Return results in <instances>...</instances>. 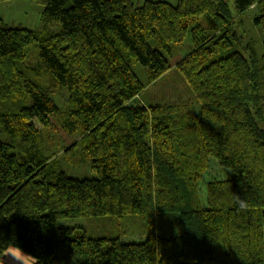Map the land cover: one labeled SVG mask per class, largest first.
<instances>
[{
  "label": "trees",
  "instance_id": "16d2710c",
  "mask_svg": "<svg viewBox=\"0 0 264 264\" xmlns=\"http://www.w3.org/2000/svg\"><path fill=\"white\" fill-rule=\"evenodd\" d=\"M31 1L39 28L0 20V260L14 247L35 264H264V0ZM250 9L260 55L233 40ZM188 37L201 106L134 104ZM212 159L233 176L203 199ZM86 163L97 178L66 176ZM128 214L148 216L144 242L58 225Z\"/></svg>",
  "mask_w": 264,
  "mask_h": 264
},
{
  "label": "rangeland",
  "instance_id": "374dc122",
  "mask_svg": "<svg viewBox=\"0 0 264 264\" xmlns=\"http://www.w3.org/2000/svg\"><path fill=\"white\" fill-rule=\"evenodd\" d=\"M170 1L167 2L173 5H176L178 2V0ZM43 12L44 8L31 0H10L9 2L0 3V20H3L10 26H22L32 30L37 29L42 25L41 19ZM258 15V9H250L236 25L234 31L238 41L235 39L233 40L236 43L235 49L237 51L242 50L249 41L253 40L256 53L258 55L262 53V37L255 23V19ZM200 24L205 29H210V17L208 15L203 16ZM51 29L54 32H58L59 25L53 24ZM191 48V38L188 37L177 47L175 57L172 59V69L155 84L148 86L136 99L134 104H148L149 101H151L155 105H160L164 101L179 102L181 100H192L199 108L202 104V92L195 77L187 68L183 59ZM134 71L140 80L146 83L147 74L145 68L141 64H137L134 66ZM64 101L62 97L57 100L60 108L64 107ZM151 110L155 109L153 108ZM64 172L67 177L73 179L82 180L97 178V175L92 172L89 163L83 164L79 168L71 166L64 167ZM231 176H233V172L230 169L220 166L218 161L212 159L207 173L200 180L202 198L205 199L206 197V187L209 181L220 177L229 179ZM58 225L62 228L77 229L96 237L116 234L119 235L123 243L128 244L144 242L148 238L150 232L147 215L128 214L122 217L63 218L58 220ZM70 264H81V262L77 257H73Z\"/></svg>",
  "mask_w": 264,
  "mask_h": 264
},
{
  "label": "crops",
  "instance_id": "0c3cea01",
  "mask_svg": "<svg viewBox=\"0 0 264 264\" xmlns=\"http://www.w3.org/2000/svg\"><path fill=\"white\" fill-rule=\"evenodd\" d=\"M132 1L136 2V3L144 2L143 0H132ZM167 1H170V0H167ZM167 1H165V2H167ZM9 253L13 254L19 260V261H16L15 264H35L36 263V261L32 257H30L29 255L25 254L24 252L14 248V247H11L6 251L3 258L0 260V264H7V259H8L7 256Z\"/></svg>",
  "mask_w": 264,
  "mask_h": 264
},
{
  "label": "clouds",
  "instance_id": "9594fccd",
  "mask_svg": "<svg viewBox=\"0 0 264 264\" xmlns=\"http://www.w3.org/2000/svg\"><path fill=\"white\" fill-rule=\"evenodd\" d=\"M236 202L239 207L243 210L247 207V201L245 199H241L239 196H236ZM7 264H15L16 261H19L13 254L9 253L7 256ZM21 262V261H20Z\"/></svg>",
  "mask_w": 264,
  "mask_h": 264
}]
</instances>
